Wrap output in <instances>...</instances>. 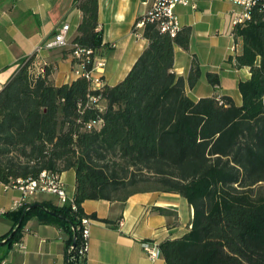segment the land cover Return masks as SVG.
Instances as JSON below:
<instances>
[{
  "label": "trees",
  "instance_id": "1",
  "mask_svg": "<svg viewBox=\"0 0 264 264\" xmlns=\"http://www.w3.org/2000/svg\"><path fill=\"white\" fill-rule=\"evenodd\" d=\"M76 5L83 16L66 53L92 50L91 69L103 44L99 0ZM251 13L234 27L242 49L228 60L250 68L239 83L241 104L229 95H188L174 61L177 45L189 49L191 26L172 36L146 20L148 46L122 81L99 89L84 76L56 85L50 67L34 71L35 54L22 58L0 89V181L74 168L77 208L42 202L9 211L15 225L6 243L36 214L69 232L68 264H87L78 226L96 214L83 203L160 190L181 194L194 209L190 230L160 243L168 264H264V2ZM200 76L195 59L188 83ZM207 78L220 84L216 72Z\"/></svg>",
  "mask_w": 264,
  "mask_h": 264
},
{
  "label": "crops",
  "instance_id": "2",
  "mask_svg": "<svg viewBox=\"0 0 264 264\" xmlns=\"http://www.w3.org/2000/svg\"><path fill=\"white\" fill-rule=\"evenodd\" d=\"M146 0H99L98 28L103 44L96 58L105 59L104 84L116 85L129 73L138 57L148 46L144 36L135 33V24L148 11ZM197 8L178 5L176 13L181 26H191L189 49L175 47L174 70L186 78V90L194 100L205 96H231L242 103L239 83L251 75L250 68H237L228 60L241 52V42L233 35L235 10L229 0H197ZM77 0H0V89L12 77L22 58L36 55L34 71L51 68L50 78L56 85L78 78L73 72L71 48H38L53 38L60 28L70 24L71 40L76 36L83 12ZM201 68V76L191 86L188 77L194 60ZM208 72L220 76V84L213 85ZM104 105V103H102ZM68 195L76 192V170L60 173ZM22 190L0 181V241L14 229L15 221L6 213L18 207ZM42 202L62 206L52 193H39L29 203ZM35 204V205H36ZM87 214H96L90 224L87 264H168L163 254L151 258L143 242L161 243L180 237L190 230L194 209L179 193L160 190L138 192L127 200L90 199L83 203ZM123 220V225L119 222ZM70 234L56 222L32 215L20 237L12 244L0 246V260L8 264H68ZM19 243L24 244V248Z\"/></svg>",
  "mask_w": 264,
  "mask_h": 264
},
{
  "label": "built area",
  "instance_id": "3",
  "mask_svg": "<svg viewBox=\"0 0 264 264\" xmlns=\"http://www.w3.org/2000/svg\"><path fill=\"white\" fill-rule=\"evenodd\" d=\"M240 10H235V25L244 23L248 18L251 17V12L253 7L264 0H229ZM145 3L148 5V11L145 14L146 17L140 19L135 24V33L138 36H143V29L145 26V21L150 20L156 22L159 28L163 32H167L172 36H175L177 32L181 29V24L179 17L176 13V7L178 5L191 6L197 8V0H146ZM97 30H100L97 28ZM70 24L65 23L60 30L55 34V36L47 40L42 44L38 50L43 48H57V47H67L74 46L70 36ZM92 50L84 51L80 48H76L72 54L74 57V68L73 72L76 76H84L90 80L91 85L94 89H99L104 85L103 76L100 75L104 72L106 66L105 59L96 58L94 59V65L91 69L87 68V63L91 59ZM98 101V98H95ZM10 185L18 186L22 192V198L18 202V207L29 203V198L37 195L39 193H52L59 197L62 205L71 203L73 208L76 209L77 205L74 198L68 195L66 184L62 179L60 173L51 172L48 170L42 171V173L37 178H29L27 180L18 179L17 182H12ZM17 207V208H18ZM16 208V209H17ZM92 222V217L84 216L81 219V223L78 229L82 230L83 234V247L82 252L86 254L89 247V239L91 235L90 224ZM123 225V220L119 222ZM22 248L24 244L19 243ZM143 247L151 258H158L162 255L160 244L156 242H143ZM72 248L68 249L71 252ZM0 264H8L6 259H1Z\"/></svg>",
  "mask_w": 264,
  "mask_h": 264
},
{
  "label": "water",
  "instance_id": "4",
  "mask_svg": "<svg viewBox=\"0 0 264 264\" xmlns=\"http://www.w3.org/2000/svg\"><path fill=\"white\" fill-rule=\"evenodd\" d=\"M36 205H40V206H42L41 204H39V203H37ZM12 235H13V233L8 237V238H6L5 240H3V241H0V246L1 245H3V244H5L11 237H12ZM75 244V243H74Z\"/></svg>",
  "mask_w": 264,
  "mask_h": 264
}]
</instances>
